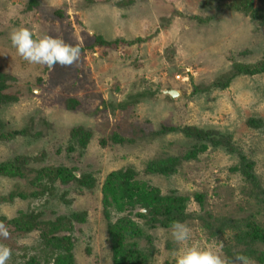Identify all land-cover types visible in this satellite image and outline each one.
<instances>
[{
	"label": "rangeland",
	"instance_id": "obj_1",
	"mask_svg": "<svg viewBox=\"0 0 264 264\" xmlns=\"http://www.w3.org/2000/svg\"><path fill=\"white\" fill-rule=\"evenodd\" d=\"M229 1L39 0L27 11V0H0V71L9 76L4 93L13 96L0 105V133L20 131L12 139H0V162L27 155L35 168L64 165L76 168L78 176L81 171L92 173L96 182L91 190L59 183L38 197L7 201L2 197L11 191L29 194L33 185L28 179L35 173L27 179L0 176V218L11 219L21 211L52 220L72 211L85 212L86 220L75 223L71 231L74 262L111 264L101 184L108 172L131 167L138 178L162 192L174 189L188 195L189 211L199 213L192 197L198 191L215 218L253 214L264 222V74L233 77L224 89L210 87L233 63H255L264 54V23L228 10L224 4ZM18 26L80 47V59L73 66L55 65L52 70L23 61L8 39ZM98 38L144 40L110 48L95 45ZM147 89L159 92L136 95ZM170 90L176 92L171 100L163 96ZM68 98L78 102L72 109L65 106ZM248 118L263 123L251 126ZM162 125L230 134L238 149L253 160L263 194L257 197L252 186L230 170L237 155L220 149L183 161L170 177L144 173L150 159L181 156L188 147L179 132L155 133ZM75 126L90 133L83 147L69 138ZM184 224L191 230L189 243L211 247L225 257L223 247L231 243V232L211 236L197 218ZM170 231L147 230L158 250L149 264H174L177 245ZM139 242L140 247L148 246L143 238ZM0 246L11 250L6 264H26L32 256L39 264L52 262L37 231L9 232L7 239L0 238Z\"/></svg>",
	"mask_w": 264,
	"mask_h": 264
},
{
	"label": "trees",
	"instance_id": "obj_2",
	"mask_svg": "<svg viewBox=\"0 0 264 264\" xmlns=\"http://www.w3.org/2000/svg\"><path fill=\"white\" fill-rule=\"evenodd\" d=\"M38 1L27 0L26 10L34 9L38 5ZM224 7L248 16L253 22L264 23V0H257V4L254 3V0H230L229 3L224 4ZM143 40L144 38L129 41H106L98 38L95 45H106L112 48L111 46L117 44H132ZM259 74H264V54L255 63H233L231 70L216 79L210 87L224 89L233 77ZM7 79L9 76L0 71L1 106L6 105L13 98L9 93H4L7 88ZM158 92L159 89H147V91L137 92L136 95H154ZM136 95L135 98H137ZM163 96L170 100L172 98L168 94ZM77 103L74 98L65 100V106L69 109L75 107ZM42 123L48 124L45 121ZM247 123L251 126H260L263 121L257 118H248ZM170 131L179 132L188 143V147L181 156L168 155L150 159L145 164L144 173L170 177L178 171L183 161L197 159L199 154L208 149H220L237 155V162L230 170L248 182L252 186L251 191L257 197L259 194H263L259 178L255 173L253 160L238 149L230 134L212 128L190 125H162L155 133L162 135ZM18 133L16 130L1 132L0 139H12ZM89 135L88 131L75 126L71 128L69 138L74 144L83 147L88 142ZM74 144L69 147V150L74 149ZM30 159L29 156L20 154L0 162V176L9 179H27L31 173H35V176L29 177L28 180L33 187H37L34 190L32 187L29 194L25 191H11L6 198L2 197L3 199L12 201L15 197L23 199L28 196L38 197L54 190L55 184L59 183L64 186L73 183L77 189L87 188L91 190L95 187V177L90 172L81 171L78 176L75 172L77 171L76 168H69L64 165L35 168L30 165ZM100 191L102 194V213L106 219L107 239L111 251V264H149L158 250L154 247L152 236L147 230L155 227L171 230L170 226L173 222L186 223L187 220L194 218L201 221L202 227L208 230L211 236H219L226 231L232 233L231 243L223 247L224 259L227 264H233L236 255L247 257L248 262L264 264V250L262 249L264 247V222L257 221L253 214L240 218L228 216L215 218L207 210L204 194L198 191L193 192L192 197L199 205V213L189 211L190 197L188 195L181 194L174 189L162 192L158 186L138 178L137 172L131 167L108 172L101 184ZM259 200L262 201L263 199ZM145 210L147 212H144ZM40 216L38 213L20 211L17 216L11 219L1 217L0 223L13 235H24L37 231L42 250L51 255V264H75L74 240L71 231L75 223H82L86 220V213L72 211L58 215L52 220H43ZM135 218L141 219L142 223ZM142 238L146 240L147 247H140L139 240ZM26 264H39V262L32 256L26 261Z\"/></svg>",
	"mask_w": 264,
	"mask_h": 264
},
{
	"label": "clouds",
	"instance_id": "obj_3",
	"mask_svg": "<svg viewBox=\"0 0 264 264\" xmlns=\"http://www.w3.org/2000/svg\"><path fill=\"white\" fill-rule=\"evenodd\" d=\"M8 39L11 47L23 61L50 70L55 65L73 66L81 57L80 47L69 44L62 38L38 35L35 30L24 26L13 27ZM170 227L171 239L177 245L172 257L174 264H227L218 250L189 243L191 230L186 224L176 221ZM8 236L7 228L0 224V238L7 239ZM10 256L11 250L6 246H0V264H6ZM233 264H248V258L236 255Z\"/></svg>",
	"mask_w": 264,
	"mask_h": 264
},
{
	"label": "water",
	"instance_id": "obj_4",
	"mask_svg": "<svg viewBox=\"0 0 264 264\" xmlns=\"http://www.w3.org/2000/svg\"><path fill=\"white\" fill-rule=\"evenodd\" d=\"M167 94H169V96H171V97H174V95L176 94V92L175 91H165ZM144 212H147V210H145Z\"/></svg>",
	"mask_w": 264,
	"mask_h": 264
}]
</instances>
